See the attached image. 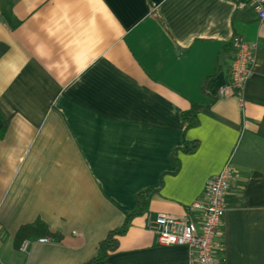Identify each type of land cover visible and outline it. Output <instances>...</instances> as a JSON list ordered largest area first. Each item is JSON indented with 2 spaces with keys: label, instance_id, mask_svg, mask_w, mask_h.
Instances as JSON below:
<instances>
[{
  "label": "crops",
  "instance_id": "crops-1",
  "mask_svg": "<svg viewBox=\"0 0 264 264\" xmlns=\"http://www.w3.org/2000/svg\"><path fill=\"white\" fill-rule=\"evenodd\" d=\"M233 37L257 44L242 108L229 87ZM0 44V264H190L188 248L160 245L145 215L198 222L190 206L227 163L237 177L215 258L264 264V23L250 7L0 0ZM192 106L198 124L187 129ZM146 189L156 190L147 213L94 262ZM38 221L52 235L17 247L20 228Z\"/></svg>",
  "mask_w": 264,
  "mask_h": 264
},
{
  "label": "built area",
  "instance_id": "built-area-1",
  "mask_svg": "<svg viewBox=\"0 0 264 264\" xmlns=\"http://www.w3.org/2000/svg\"><path fill=\"white\" fill-rule=\"evenodd\" d=\"M237 10L250 7L260 23H264V0H235ZM234 57L230 66V89L236 97L240 108L244 106V89L254 70V52L256 43H248L239 37L232 38ZM226 90L221 89L219 95L225 96ZM237 175L229 163L209 179L206 188V201L194 202L191 210L199 211L198 222L187 217L175 218L159 213L154 217L146 214L147 227L157 235L160 245L184 246L190 251V264H224V259L216 260L224 252L220 240L222 235V219L224 216V199L229 189V182ZM219 239V240H218ZM39 243H47V238L38 239ZM27 243L22 246L26 253Z\"/></svg>",
  "mask_w": 264,
  "mask_h": 264
},
{
  "label": "trees",
  "instance_id": "trees-1",
  "mask_svg": "<svg viewBox=\"0 0 264 264\" xmlns=\"http://www.w3.org/2000/svg\"><path fill=\"white\" fill-rule=\"evenodd\" d=\"M228 46H230L234 51L232 41L229 43ZM5 50H6V46L3 44H0V57L4 54ZM216 72H217V69L209 77L215 75ZM199 110H200V107L192 106L189 110L183 112L182 119L186 123L187 129L197 126L198 124L197 115H198ZM258 135L264 138V117L262 121L259 123ZM196 147H197L196 141H193L191 143L185 142L183 147L180 148V151L188 154V153H192L196 149ZM175 153L176 151L174 152L172 156V159L174 161H176ZM155 191L156 190H153V189H146V190L140 191L137 194L136 209L125 218V221L122 224V226L110 231L107 234L106 238L100 241L98 245V253L96 257L93 259L94 262L105 259L110 253L114 252L118 248V238L126 233L132 219L143 216L147 213L151 196L155 193ZM50 235H52V233L47 229L46 225L38 221V222H35L34 224L21 227L15 237V244L17 247H19L24 241H26L30 237L37 238L40 236H50Z\"/></svg>",
  "mask_w": 264,
  "mask_h": 264
}]
</instances>
